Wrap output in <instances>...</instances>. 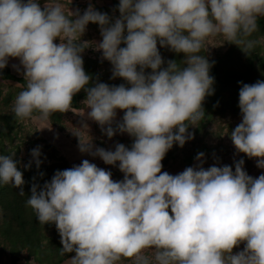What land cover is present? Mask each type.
I'll use <instances>...</instances> for the list:
<instances>
[{
	"label": "clouds",
	"instance_id": "clouds-1",
	"mask_svg": "<svg viewBox=\"0 0 264 264\" xmlns=\"http://www.w3.org/2000/svg\"><path fill=\"white\" fill-rule=\"evenodd\" d=\"M118 11L113 21L91 4L80 14L66 12L60 0H45L43 8L39 0H0V70L18 58L26 82L12 102L15 120L35 123L72 111L95 121L109 138L117 131L134 138L130 149L118 143L106 150L94 146L87 123L70 129L82 153L108 165L119 162L123 180L84 159L58 170L43 188L33 184L26 207L41 225L55 224L60 255L75 253L66 264H264V174L248 175L243 159L235 171L228 165L205 169L204 153L197 167L176 175L162 171L173 145L194 138L189 127L204 121V100L214 93L212 65L200 53L218 36L249 56L264 46V38L250 39L264 17V0H119ZM89 22L100 26V42L82 39ZM158 42L183 53V67L176 60L162 67ZM89 47L102 50L112 78L130 87H89L82 57ZM240 83L242 122L226 134L237 152L264 168V80ZM81 90L86 98L77 110L73 99ZM118 109L124 115L116 122ZM41 154L39 147L31 151L37 168ZM18 163L15 153L0 154V184L24 195Z\"/></svg>",
	"mask_w": 264,
	"mask_h": 264
},
{
	"label": "rangeland",
	"instance_id": "rangeland-1",
	"mask_svg": "<svg viewBox=\"0 0 264 264\" xmlns=\"http://www.w3.org/2000/svg\"><path fill=\"white\" fill-rule=\"evenodd\" d=\"M60 2L63 3L66 12L72 9L73 11L79 10L80 14H83L91 4L97 11L107 13L113 21L120 15L118 11L119 0H72V3L70 0H60ZM39 3L43 8L45 0H39ZM254 36L255 34L250 39ZM256 37L253 40L264 38V34L259 33ZM82 39L100 42L102 40L100 26L97 23L89 22ZM55 42L58 44L60 42L59 38ZM94 42L92 43L94 44ZM223 42V38L219 36L209 38L205 45L206 50L200 53L209 60H218L220 62V73L232 75L244 73L249 59L255 55L264 61V46L257 45L251 56H249L236 44ZM158 48L165 61L162 67H167L168 60H176L183 67V53L177 54L169 48L160 46L159 42ZM82 57L84 69L92 77L89 87L96 82H103L109 86L124 84L130 87L123 78H112L113 65L110 61L103 58L102 50L97 51L93 47H89L82 53ZM13 65L20 66V71H17ZM7 67L13 75L24 78L22 75L23 66L20 65L18 58H9ZM253 68H255L251 73L253 76L245 82L239 78H234L229 82L230 84L224 87H217L213 84L214 93L208 95L203 103L206 115L204 121L200 122L196 127H189L188 131L194 135V138L189 139L183 147L179 146V144H174L167 152L162 161V171L176 175L187 167H197L201 164V161L197 160L196 157L199 153H204L203 167L205 169L213 165L219 167L228 165L235 171V163L243 159L244 170L248 175L257 178L259 175L264 174V168L257 166V159L249 158L246 154L237 152L230 135L226 134L227 132L230 133L242 122V114L239 108V90L242 87L240 82L254 84L257 81L264 80V67L259 65L257 60L254 59ZM4 69L0 70V72ZM151 71V69H146V73H151ZM21 90H23L22 86L18 82L0 78V114L9 117L6 121L0 120V154L15 153V159L19 162L18 168H25L24 165L30 161H32L31 166L36 165L31 156V151L39 147L42 153L40 156L41 165L43 166L56 164L60 167V170H65L81 164L84 159H88L98 167L110 171L114 181L123 180L124 173L118 167L119 162L116 165H108L98 156L94 157L88 153H82L79 150L78 138L73 135L70 129L74 127L81 128L84 123H87L94 146L102 147L106 150H115V146L118 143L128 147L131 139L129 134L117 131L115 136L109 138L95 121L87 116L81 117L72 111L54 113L47 121L37 120L35 123L32 121L26 123L18 122L15 120L14 114L11 113V108L14 97ZM77 94L84 95L76 103L77 107L75 108L80 110L84 107L82 102L86 98V92L81 90ZM123 115L124 112L118 109L116 122L121 121ZM50 126L51 128L49 129L48 127ZM42 127L45 128L39 130ZM190 158L191 162L188 163ZM3 212L4 210L0 207V226L2 227L13 223L3 222L5 219ZM25 216L30 219V222L33 220L31 218L37 220L36 214L29 207H26ZM34 226H36V230L33 234L28 227L23 228L30 241L33 242L31 245L37 244L36 248L34 247V254L28 253L27 244L22 239L14 246L10 242L13 240L14 234H9L6 238L0 235V264H49L48 258H56L60 254L62 244L57 228H55V231L54 225L43 227L40 223H35ZM37 228L39 229L37 230ZM12 249L16 251L15 255L18 256V260L15 263L12 262ZM146 251L150 253L152 250ZM66 261L62 264H66ZM118 264H132V261L122 259Z\"/></svg>",
	"mask_w": 264,
	"mask_h": 264
},
{
	"label": "trees",
	"instance_id": "trees-1",
	"mask_svg": "<svg viewBox=\"0 0 264 264\" xmlns=\"http://www.w3.org/2000/svg\"><path fill=\"white\" fill-rule=\"evenodd\" d=\"M259 33L264 34L263 17H260L258 19V31L254 33L255 36L252 39H256L257 38L256 36ZM125 46L126 45H124L123 43L121 44V47H125ZM253 59L257 60L259 65L264 67V61L255 55L253 56V58L249 59L247 69L245 70V72L237 73L235 75H232L229 73L227 74L220 73V70H219L220 62L218 60H209L210 64L212 65L210 68V75L214 77V83H213L214 86H217V87L227 86L228 84H230L229 82L234 78H239L243 82L249 80V78L253 76L251 73L255 70V68H253ZM0 78L14 80L22 86V89L26 87V82L23 81L24 78L13 75L10 72L8 67H6L2 72H0ZM83 96H84L83 94H76V96L73 99L74 107H77L76 103L78 99H80ZM8 118H9L8 116L4 114H0V120L6 121ZM113 127H115V124L113 125ZM133 142H134V138L131 137L129 141L130 144L128 145L129 149L131 148ZM190 162H191V158L188 163ZM59 168L60 167L56 164L49 165V166L40 165L39 168H37L36 165L31 166V168H19V170L23 172V177L25 181L23 185V189L26 190L24 191L25 192L24 195L20 194L19 188H15L12 185L0 184V207L2 208V210H4L3 213L5 214V219L3 222H13L12 224L5 225L4 227L0 226V235L6 238L8 237L9 234L10 235L14 234L13 240L10 241L14 246L16 245V243H18L19 240L22 239L27 244V247H28L27 251L30 254L35 253L34 247L36 248L37 244L33 246L31 245L33 244V242L30 241L29 236L24 232L23 228L28 227L29 230L32 231V234H33V232L36 230L35 229L36 226H34V224L39 223V222L35 218H31L33 220L32 222H30V219H28L25 216L26 200L28 199V196L31 195L30 190L33 184L39 185L40 188L43 187L46 182L51 181L55 173L58 170H60ZM50 225H54V230L56 231L55 229L56 226L54 223H48L46 225H43V227H50ZM38 229L39 228H37V230ZM15 252L16 251L12 249L11 256H12L13 263H15L18 260V256L15 255ZM73 255H75V253H71L65 256H61L60 254H58L56 258L55 257L50 258V259L48 258V263L49 264H62L67 259H69L70 256H73Z\"/></svg>",
	"mask_w": 264,
	"mask_h": 264
},
{
	"label": "crops",
	"instance_id": "crops-1",
	"mask_svg": "<svg viewBox=\"0 0 264 264\" xmlns=\"http://www.w3.org/2000/svg\"><path fill=\"white\" fill-rule=\"evenodd\" d=\"M244 248V244L239 245L237 248L234 249V252L242 251Z\"/></svg>",
	"mask_w": 264,
	"mask_h": 264
}]
</instances>
